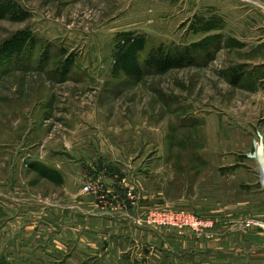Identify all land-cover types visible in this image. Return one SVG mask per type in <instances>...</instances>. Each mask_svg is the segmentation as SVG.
Listing matches in <instances>:
<instances>
[{
    "label": "rangeland",
    "instance_id": "1",
    "mask_svg": "<svg viewBox=\"0 0 264 264\" xmlns=\"http://www.w3.org/2000/svg\"><path fill=\"white\" fill-rule=\"evenodd\" d=\"M0 4V264H125L64 244L103 172L162 204L151 211L215 195L264 207L250 157L264 137V14L234 0Z\"/></svg>",
    "mask_w": 264,
    "mask_h": 264
},
{
    "label": "crops",
    "instance_id": "2",
    "mask_svg": "<svg viewBox=\"0 0 264 264\" xmlns=\"http://www.w3.org/2000/svg\"><path fill=\"white\" fill-rule=\"evenodd\" d=\"M234 1L240 13L264 14V0ZM115 174L103 172L93 177L108 198L99 201L85 193L86 205H78L81 217L63 230L69 234H62L69 252L94 255L100 260L104 257L105 261L111 256L112 262L125 264H264V207H259V202L243 204L215 195L188 205L193 212L215 221V229L206 235L153 229L143 221L152 208L162 204L134 201L129 196L132 190L120 193ZM107 178L114 184L106 186ZM247 222L258 225L248 228ZM51 243L57 244L52 247L54 251H64L65 245H60L56 237ZM142 252L147 253L144 263L139 262Z\"/></svg>",
    "mask_w": 264,
    "mask_h": 264
},
{
    "label": "built area",
    "instance_id": "3",
    "mask_svg": "<svg viewBox=\"0 0 264 264\" xmlns=\"http://www.w3.org/2000/svg\"><path fill=\"white\" fill-rule=\"evenodd\" d=\"M85 192L91 193L95 196H101V199H105L102 194L101 186L93 187L86 185L84 187ZM143 223L153 229L165 228L170 229L178 233L190 232L195 235H206L212 232L216 223L213 219L201 216L193 211H155L152 210L148 213ZM253 225H258L257 222H247L245 226L250 228Z\"/></svg>",
    "mask_w": 264,
    "mask_h": 264
},
{
    "label": "water",
    "instance_id": "4",
    "mask_svg": "<svg viewBox=\"0 0 264 264\" xmlns=\"http://www.w3.org/2000/svg\"><path fill=\"white\" fill-rule=\"evenodd\" d=\"M258 144H256V150L255 154L251 155L250 157L255 158L261 165V167L264 166V137L263 135L258 132Z\"/></svg>",
    "mask_w": 264,
    "mask_h": 264
},
{
    "label": "trees",
    "instance_id": "5",
    "mask_svg": "<svg viewBox=\"0 0 264 264\" xmlns=\"http://www.w3.org/2000/svg\"><path fill=\"white\" fill-rule=\"evenodd\" d=\"M2 7H4V6H2V5L0 4V9H2ZM135 256H138V255H135ZM144 261H145V262L147 261V253H146V252H142V254H141V259H140L139 262L144 263ZM137 262H138V261H137ZM137 262L134 261V264H137Z\"/></svg>",
    "mask_w": 264,
    "mask_h": 264
}]
</instances>
